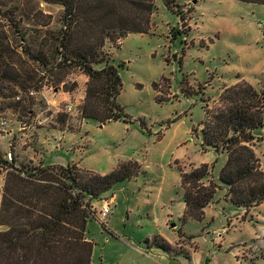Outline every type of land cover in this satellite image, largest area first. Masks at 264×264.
I'll return each instance as SVG.
<instances>
[{
	"label": "rangeland",
	"instance_id": "obj_1",
	"mask_svg": "<svg viewBox=\"0 0 264 264\" xmlns=\"http://www.w3.org/2000/svg\"><path fill=\"white\" fill-rule=\"evenodd\" d=\"M62 10L61 5L43 0H0V36L15 53L14 59L24 62L34 75L29 88L3 83L8 86L3 88L6 96L0 95V122L6 120L7 126L0 125V160L13 161L16 167L26 171L33 166L56 165L45 161L41 164L32 158L36 154L45 155L35 142L36 128L44 126L75 131L64 133L63 146L87 144L86 163L97 170H105L119 160L137 161L139 166L133 168L136 176L116 183L91 200L93 216L87 229L97 242L94 259L98 261L103 238L98 230L102 224L100 206L104 202L109 204L116 223L124 219L126 212L132 214L136 207H145L153 201L173 199L172 210L176 214L182 192L177 168L188 170L190 166H198L202 158L212 161L217 158L214 151H200L197 124L203 118L202 106L215 107L223 87L240 80L257 83V89L264 86V38L260 23L264 20V5L239 0H174L171 9H167L162 0H154L148 32H130L114 41L106 39L100 50L101 62L93 64L95 68L107 64L119 68L122 88L117 101L130 120L106 122L103 126L81 115L88 76L74 67L67 68L63 75L58 73L60 69L55 63L59 56L53 54L52 59L48 47L43 45L44 37L49 36L45 33L59 36ZM9 14L15 24L5 17ZM172 27L179 33H170ZM27 51L32 55L41 51L49 62L38 63L28 57ZM51 67L53 74L48 70ZM59 76L62 81H57ZM153 82L156 90L152 88ZM29 90L35 93L30 95ZM156 95L163 100L156 101ZM64 101L71 103L72 112L56 110ZM192 126H197L196 133L191 131ZM6 133L10 134L6 136ZM51 133L56 138L60 135L58 130ZM253 143L258 158L263 157L264 139L257 136ZM63 152L64 149L54 150L45 158L50 161L60 155L67 162L71 154ZM218 165L219 159L213 165L214 172ZM5 174V168L0 165V194ZM112 194L117 195L115 204L111 201ZM220 195L216 191L213 199ZM215 210L214 217L202 219L210 231H221L226 218H232L235 210L238 211L236 206L220 201ZM173 222L181 226L178 216ZM198 223L187 220L182 228L186 233H195L202 226ZM2 229L4 226H0ZM250 237L247 230L241 235L247 243ZM198 247L203 257L201 264L209 263L208 260L216 264L264 263V248L255 251L249 246L246 262L241 256L236 262L231 251L223 246L200 241ZM180 260L188 264L184 255Z\"/></svg>",
	"mask_w": 264,
	"mask_h": 264
},
{
	"label": "trees",
	"instance_id": "obj_2",
	"mask_svg": "<svg viewBox=\"0 0 264 264\" xmlns=\"http://www.w3.org/2000/svg\"><path fill=\"white\" fill-rule=\"evenodd\" d=\"M43 1L63 8L59 36L45 33L49 36L43 39L51 58L53 54L59 56L55 63L61 70L58 73L63 75L67 68L74 67L88 76L80 109L82 117L100 124L130 121L117 101L122 88L119 68L113 64L95 68L93 64L101 62L100 50L106 39L114 41L130 32H148L154 0ZM239 1L264 5V0ZM162 2L171 9L174 0ZM5 17L15 24L11 14ZM179 19H183L182 15ZM260 23L264 38V20ZM171 32L179 33L173 27ZM14 54L0 36L2 96H6L3 88L8 86L4 82L25 89L34 77L24 62L14 59ZM26 54L43 65L49 62L41 51L38 55L29 51ZM52 68L48 69L50 74ZM57 81H62V76ZM152 88L156 90V82ZM155 99L163 100L157 95ZM202 109L203 118L197 124L200 148L225 154L218 172V181L227 188L225 197L237 206L259 204L264 199V170L253 141L257 136L264 139V86L257 89L240 80L223 87L215 107L204 104ZM197 126H192L191 131L196 133ZM0 165L6 170L0 194V226H4L0 230V264H91L93 243L85 236L86 223L93 216L91 200L133 177V168L139 166L136 160L129 159L108 173L99 174L75 164L33 166L30 171L16 167L13 161L0 160ZM210 167L201 163L188 170L177 168L185 204L181 221L203 218L204 207L219 188L213 180L203 181ZM150 242L161 245L157 236L151 237Z\"/></svg>",
	"mask_w": 264,
	"mask_h": 264
},
{
	"label": "crops",
	"instance_id": "obj_3",
	"mask_svg": "<svg viewBox=\"0 0 264 264\" xmlns=\"http://www.w3.org/2000/svg\"><path fill=\"white\" fill-rule=\"evenodd\" d=\"M251 84L255 87L257 83L252 82ZM105 123H101L100 126H103ZM168 127L164 129V131L167 130ZM54 130H58L60 133L57 138L51 133ZM36 132L37 137L35 142H37V144L43 148V150L45 151V155L36 154V156L32 158L33 161L38 160V163L41 164H43V161L47 162V164L60 165L75 163L82 169L91 170L99 174H106L113 168H115L119 162L129 160H119L118 162L111 163L110 166L105 170H97L96 168H93L86 163V157L84 156L89 151V149H86L85 147V145L87 146V144L72 143L70 146H63L65 143L64 133L68 132L73 134L75 133V131H71L68 128L64 127L45 128L44 126H40L36 128ZM7 134L10 133H6V136ZM45 145L47 147H45ZM58 149H64L65 152L63 153L65 155L71 154V156L68 157L67 162H63L60 158V155H56L55 157L51 158L50 161L46 160L47 158L45 157L48 156L49 153V155H51L53 154L54 150ZM207 150L214 151L217 155V158L213 161L211 158H202L200 159L198 165L201 163H207L211 165L208 173L203 178V181L205 183H208L210 180L216 182L219 185V188H217L216 191H219L221 195L217 196V199L215 200L212 198V200L204 207V215L202 219L204 220V218H207L208 216L214 217L216 215L217 211L215 209L218 201L224 204H231L232 206H236L238 210H235V214L232 218H226V225L222 226L221 231H216V229H213L211 231L208 230V223H203V220L201 219L197 220L199 222L197 224L198 226L200 223H202V226H199L197 228V232L186 233L182 228L184 222L187 220L196 219L188 218L185 221H181V216L185 208L182 192L180 195V199L177 202L179 210L176 214H173L172 210L173 199H169L168 201L163 200L162 202L153 201L150 205H147L145 207H136L133 210L132 214L130 211L126 212L124 214V219L121 218L119 219V222L116 223L112 215L113 210L110 207L109 214L102 221V225L104 227L100 225V229H98L103 237L100 244L101 251L98 254V261L94 259V249L97 242L94 240L93 236L88 233L87 229L88 222L92 218H90L86 223V239L93 243L90 258L91 264H186L182 263V261L180 260L181 255H184L186 257V259L188 260V264H201L203 257L202 252L198 247L200 241H208L212 244V246H223V248H225L226 250L231 251L234 258H236V262H239L238 258L240 256L242 259H244V262H246L245 257L247 255V250L250 248L249 246H251L253 250L263 249L264 199L259 204L249 207L237 206L231 203L225 197L227 188L218 181V172L224 164L226 156L224 153L216 152L212 148H208ZM254 150L256 151V145H254ZM200 151L203 150L201 149ZM217 159H219V165L217 170L214 172L213 165L216 164ZM259 159L261 168L264 170V156L261 157L260 155ZM134 176H136V174ZM111 201L112 204L118 202L116 194L111 195ZM128 215H130V218L128 217ZM177 216L178 220L181 223V226H177V224L173 222L174 218H176ZM245 230L250 231L251 240L249 243L246 242V239L241 238V235L245 233ZM230 233L233 235H229ZM153 236H157L161 239V245L153 244L150 242V239ZM207 255L209 256L210 254ZM208 262L209 263L205 264H216L211 263L210 260H208ZM239 264L242 263L239 262Z\"/></svg>",
	"mask_w": 264,
	"mask_h": 264
},
{
	"label": "built area",
	"instance_id": "obj_4",
	"mask_svg": "<svg viewBox=\"0 0 264 264\" xmlns=\"http://www.w3.org/2000/svg\"><path fill=\"white\" fill-rule=\"evenodd\" d=\"M30 95L34 94L35 91L34 90H29L28 92ZM16 99H18L19 97L16 96L15 97ZM56 110H61V111H64V112H72L73 108H72V105L69 101H64L62 102V105L59 106ZM55 111V110H54ZM0 125L2 126L1 128H4L5 126H7V121L6 120H2L0 122ZM110 212V207H109V204L107 202H104L99 210H98V214L100 216V218L102 219V221L104 220V218L109 214Z\"/></svg>",
	"mask_w": 264,
	"mask_h": 264
}]
</instances>
